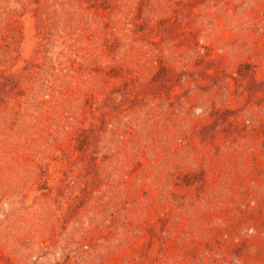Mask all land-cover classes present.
Here are the masks:
<instances>
[{
  "label": "rangeland",
  "instance_id": "obj_1",
  "mask_svg": "<svg viewBox=\"0 0 264 264\" xmlns=\"http://www.w3.org/2000/svg\"><path fill=\"white\" fill-rule=\"evenodd\" d=\"M0 264H264V0H0Z\"/></svg>",
  "mask_w": 264,
  "mask_h": 264
}]
</instances>
